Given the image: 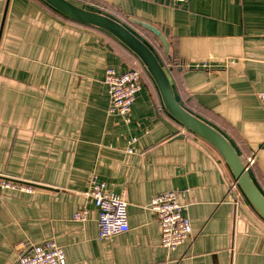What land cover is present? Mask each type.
<instances>
[{"label":"crops","instance_id":"1","mask_svg":"<svg viewBox=\"0 0 264 264\" xmlns=\"http://www.w3.org/2000/svg\"><path fill=\"white\" fill-rule=\"evenodd\" d=\"M70 1L149 41L182 106L245 164L255 156L248 171L264 194V0ZM132 18L158 27L169 52ZM108 67L141 73L129 123L108 114ZM94 174L127 199V232L99 238V210L83 194ZM0 177L34 187H0V264L48 239L66 264H264V218L242 190L229 193L236 178L222 153L168 112L131 49L44 0H0ZM170 190L182 192L193 227L174 251L149 208ZM83 208L88 220L74 219Z\"/></svg>","mask_w":264,"mask_h":264},{"label":"built area","instance_id":"2","mask_svg":"<svg viewBox=\"0 0 264 264\" xmlns=\"http://www.w3.org/2000/svg\"><path fill=\"white\" fill-rule=\"evenodd\" d=\"M184 2L185 0H174ZM104 83L109 94L108 114L118 115L127 123L131 122V112L136 101L137 93L142 89L141 73L138 69H130L120 72L113 67L105 70ZM264 104V91L258 94ZM137 138L129 141L127 148L129 153L134 152V144ZM256 158L252 156L246 163L247 169L253 165ZM2 189H12L24 192H33L34 187L23 181L0 177ZM242 190L235 179L229 184V193L237 197ZM99 210V238H112L130 229L128 218V201L125 196L111 190L106 181L99 179L94 174L90 181V189L83 193ZM182 192L170 190L152 198L149 208L156 212L161 224V243L168 251H174L177 247L191 238L193 227L188 215L185 214V204L180 200ZM89 210L83 208L77 211L74 219L78 221L88 220ZM13 264H66L64 248L55 239H48L41 243L26 246L18 255Z\"/></svg>","mask_w":264,"mask_h":264},{"label":"water","instance_id":"3","mask_svg":"<svg viewBox=\"0 0 264 264\" xmlns=\"http://www.w3.org/2000/svg\"><path fill=\"white\" fill-rule=\"evenodd\" d=\"M44 1L71 19L104 29L131 49L154 78L168 112L186 128L207 139L222 153L242 191L264 218V194L252 179L236 148L222 132L182 106L176 97L168 71L148 43L122 22L107 14L86 9L70 0ZM132 21L158 36L165 52H169L168 39L158 27L138 18H132Z\"/></svg>","mask_w":264,"mask_h":264},{"label":"trees","instance_id":"4","mask_svg":"<svg viewBox=\"0 0 264 264\" xmlns=\"http://www.w3.org/2000/svg\"><path fill=\"white\" fill-rule=\"evenodd\" d=\"M46 2V1H45ZM47 3V2H46ZM48 5H50L49 3H47ZM54 8V7H53ZM58 11V10H57ZM59 12V11H58ZM61 13V12H60ZM62 14V13H61ZM62 15H64V14H62ZM66 18H68V19H70V20H73V21H75V22H78V23H82V22H79V21H76V20H74V19H71V18H69V17H67L66 15H64ZM82 24H85V23H82ZM86 25H89V24H86ZM91 26H93V25H91ZM144 29V28H143ZM145 31H146V33L148 34V35H150V36H152V38L154 39H157V40H159V41H161L160 40V38L158 37V36H156L154 33H152L151 31H149V30H146L145 29ZM144 40V39H143ZM145 41V40H144ZM146 42V41H145ZM149 42V41H148ZM148 42H146V43H148ZM162 43V42H161ZM149 44V43H148ZM150 45V47L154 50V52L156 53V55L158 56V54H157V52H156V50L151 46V44H149ZM158 58H159V56H158ZM159 60H160V58H159ZM161 62V61H160ZM163 66H164V64H162ZM165 67V66H164ZM166 68V67H165ZM184 107V106H183ZM185 108V107H184Z\"/></svg>","mask_w":264,"mask_h":264},{"label":"rangeland","instance_id":"5","mask_svg":"<svg viewBox=\"0 0 264 264\" xmlns=\"http://www.w3.org/2000/svg\"><path fill=\"white\" fill-rule=\"evenodd\" d=\"M147 35H148V34H147ZM148 37L151 39V41L153 40V39H152V36L148 35ZM149 38H148V39H149Z\"/></svg>","mask_w":264,"mask_h":264}]
</instances>
